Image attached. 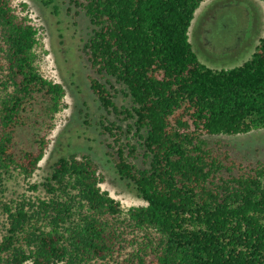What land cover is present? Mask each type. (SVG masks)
<instances>
[{"label":"trees","instance_id":"16d2710c","mask_svg":"<svg viewBox=\"0 0 264 264\" xmlns=\"http://www.w3.org/2000/svg\"><path fill=\"white\" fill-rule=\"evenodd\" d=\"M71 1L93 27L92 70L130 101L118 112L110 82L92 80L101 106L132 121L102 127L116 175L144 205L124 212L89 155L60 158L41 184L49 200L32 214L7 208L0 264H109L124 243L131 253L115 264H264V161L237 162L205 139L264 129V36L242 65L214 70L188 37L209 0ZM37 35L0 0V179L39 169L62 108L63 86L36 65Z\"/></svg>","mask_w":264,"mask_h":264},{"label":"rangeland","instance_id":"374dc122","mask_svg":"<svg viewBox=\"0 0 264 264\" xmlns=\"http://www.w3.org/2000/svg\"><path fill=\"white\" fill-rule=\"evenodd\" d=\"M43 1L48 0H11L15 12L27 16L38 30L35 54L40 73L48 80L62 85L65 96L61 110L52 121V129L48 134L49 145L39 163V169L29 178L14 173L0 179V241L11 227L7 208L15 212L13 207H23L24 211L32 214V210H36L34 207L31 209L32 205L37 204L38 199L49 200L51 197L47 196L41 184L49 178L54 163L70 155H89L94 160L104 180L100 189L118 201L124 212L144 205L134 190L116 175L112 163L115 159L113 139L102 127L115 122L124 132L132 121L118 112L121 107L129 109L130 101L120 93L121 88L112 79L98 76L92 70L88 56L84 53V45L93 27L83 10L77 8L71 0H52L48 5ZM224 5L226 8L220 9L213 22L206 20L209 26L207 51L197 41L200 25L209 10ZM263 36L264 2L261 0L205 1L195 11L188 31L189 41L199 61L214 70L242 65L252 56ZM212 46L215 51L209 48ZM92 80L101 84L110 82L113 90L109 86L107 89L114 96L112 101L118 112L106 111L101 106L91 89ZM205 139L213 147L218 145L216 149L228 152L237 162L264 161V129ZM34 186L37 189L34 190ZM24 226L19 228L23 233L28 229ZM121 253L124 256H117L109 264L124 261L131 253V247L124 243Z\"/></svg>","mask_w":264,"mask_h":264},{"label":"flooded vegetation","instance_id":"af4514ba","mask_svg":"<svg viewBox=\"0 0 264 264\" xmlns=\"http://www.w3.org/2000/svg\"><path fill=\"white\" fill-rule=\"evenodd\" d=\"M215 6L213 9L209 10L207 16L205 18H203L202 23H201V27H200V32L198 33L197 36V41L202 45V47H205L206 50L208 51V41L207 39L209 38L208 34H209V26L206 23V20L210 19V22H213V20H215L216 16L219 15L220 9L226 8V6L224 5V7L219 6V8ZM245 11V10H244ZM246 13V11H245ZM247 14V13H246ZM212 45V43H211ZM211 50H216L214 48V46L209 47Z\"/></svg>","mask_w":264,"mask_h":264}]
</instances>
